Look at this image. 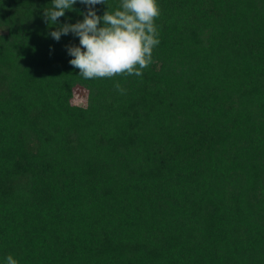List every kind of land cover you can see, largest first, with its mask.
<instances>
[{
    "label": "trees",
    "instance_id": "trees-1",
    "mask_svg": "<svg viewBox=\"0 0 264 264\" xmlns=\"http://www.w3.org/2000/svg\"><path fill=\"white\" fill-rule=\"evenodd\" d=\"M51 4L0 0V264H264V0H157L142 76L94 80Z\"/></svg>",
    "mask_w": 264,
    "mask_h": 264
},
{
    "label": "clouds",
    "instance_id": "clouds-1",
    "mask_svg": "<svg viewBox=\"0 0 264 264\" xmlns=\"http://www.w3.org/2000/svg\"><path fill=\"white\" fill-rule=\"evenodd\" d=\"M87 6L82 21L65 23L50 33L59 41L70 32L79 37V46H66L73 57L69 63L79 69V76L86 80L113 78L115 76L141 77L143 70L152 63L153 49L159 44L155 20L160 15L157 0H120L115 10L97 15V4L106 0H79ZM77 0H52L44 9V20L56 25L66 10H73ZM102 25V26H101ZM115 88L125 92L117 81ZM5 264H18L12 254L5 257Z\"/></svg>",
    "mask_w": 264,
    "mask_h": 264
},
{
    "label": "rangeland",
    "instance_id": "rangeland-1",
    "mask_svg": "<svg viewBox=\"0 0 264 264\" xmlns=\"http://www.w3.org/2000/svg\"><path fill=\"white\" fill-rule=\"evenodd\" d=\"M86 98V92L80 88L74 91L73 103L76 105L84 106Z\"/></svg>",
    "mask_w": 264,
    "mask_h": 264
}]
</instances>
